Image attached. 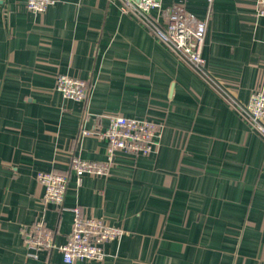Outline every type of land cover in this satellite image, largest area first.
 Listing matches in <instances>:
<instances>
[{
    "label": "crops",
    "instance_id": "1",
    "mask_svg": "<svg viewBox=\"0 0 264 264\" xmlns=\"http://www.w3.org/2000/svg\"><path fill=\"white\" fill-rule=\"evenodd\" d=\"M255 0H213L202 57L239 102L264 92V17ZM197 20L205 0H161ZM59 75L87 81L84 103L63 98ZM119 114L164 125L150 156L117 153L106 177L72 156L105 161L102 131ZM39 172L66 175L62 207L42 203ZM123 229L102 261L75 264H264V140L221 95L109 0H58L35 15L0 0V264H65L29 256L21 228L42 218L63 245L73 209Z\"/></svg>",
    "mask_w": 264,
    "mask_h": 264
},
{
    "label": "built area",
    "instance_id": "2",
    "mask_svg": "<svg viewBox=\"0 0 264 264\" xmlns=\"http://www.w3.org/2000/svg\"><path fill=\"white\" fill-rule=\"evenodd\" d=\"M58 0H24L28 11L38 15L45 12ZM118 5L125 15L138 21L148 33L168 49L179 61L185 64L197 76L215 89L240 118L264 140V92L254 91L243 104L226 91L207 72L202 49L205 43L207 20L211 14L213 0L207 3V15L204 20H197L187 14L180 5H172L165 15V26L162 27L150 15L161 8V0H109ZM254 11L264 17V0L254 1ZM56 90L63 98L84 103L89 92L87 81L59 75L56 79ZM107 127L102 131L83 130L82 135L94 134L99 141L106 143L105 161H86L72 156L69 162L76 183L81 184L84 175L106 177L109 175L114 157L117 153L136 156L156 154L164 125L149 119L124 117L119 114L102 116ZM36 180L43 187L42 203L62 207L68 185L66 175L54 172H39ZM71 231L63 245H56L54 232L49 229L42 218L32 225L21 228L22 242L30 251L29 256L37 259L41 251H58L65 264L77 261H102L105 257L103 246L107 242L119 241L124 235L121 228L107 224L103 219L87 217L78 208L73 209Z\"/></svg>",
    "mask_w": 264,
    "mask_h": 264
}]
</instances>
